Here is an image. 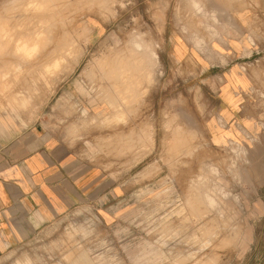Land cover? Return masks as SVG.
<instances>
[{"label": "rangeland", "instance_id": "obj_1", "mask_svg": "<svg viewBox=\"0 0 264 264\" xmlns=\"http://www.w3.org/2000/svg\"><path fill=\"white\" fill-rule=\"evenodd\" d=\"M261 2L0 0L14 38L0 48V122L40 121L93 178L82 202L1 244L0 264H264V64L234 53ZM135 40L159 64L130 90L110 60ZM236 61L254 94L234 136L216 91Z\"/></svg>", "mask_w": 264, "mask_h": 264}, {"label": "crops", "instance_id": "obj_2", "mask_svg": "<svg viewBox=\"0 0 264 264\" xmlns=\"http://www.w3.org/2000/svg\"><path fill=\"white\" fill-rule=\"evenodd\" d=\"M261 6L256 9L258 16L264 12V2ZM251 15H256L254 9ZM245 32L248 45L241 42L234 49L235 60L246 52L247 56L258 55L263 65L264 22L251 24ZM249 36L255 38V44L249 42ZM239 64L236 61L220 71L225 81L216 91L218 110L229 124L228 135L234 136L236 121L247 117L244 106L251 104L254 94L252 76ZM0 127L4 128L0 133V245H7L29 237L41 222L82 202L92 189L93 178L85 165L44 134L40 121L26 125L17 121L9 126L0 122Z\"/></svg>", "mask_w": 264, "mask_h": 264}, {"label": "bare ground", "instance_id": "obj_3", "mask_svg": "<svg viewBox=\"0 0 264 264\" xmlns=\"http://www.w3.org/2000/svg\"><path fill=\"white\" fill-rule=\"evenodd\" d=\"M194 3H196V2H194ZM57 5V4H56ZM197 8V7H196ZM24 11V10H23ZM220 11V10H219ZM215 14H217V13H215ZM214 14V16L216 17V15ZM218 15H219V13H218ZM51 16V15H50ZM56 18V17H55ZM11 19V18H10ZM44 20V19H43ZM7 25V24H6ZM11 28H9V27H5L4 25H3V27L1 26L0 27V48H2L3 46H6L5 44H6V41H8V40H10L11 38H13V36L11 35L12 33H11V30H10ZM31 29V28H30ZM13 31V30H12ZM14 32V31H13ZM34 36V35H33ZM20 37V36H19ZM14 39V38H13ZM32 39V38H31ZM62 41V40H61ZM20 43V42H19ZM34 43V42H33ZM32 43V44H33ZM64 43V42H63ZM60 44V43H59ZM131 44V43H130ZM134 44H135V48L134 49H132L130 52H129V54L127 55V56H125V57H123V58H121L122 56H120V59H119V57H116V56H114L113 57V55L111 54V57H113V59H111L110 61H112V63H114V62H116L117 60L121 63V68H122V71H120L121 72V77L122 78H120L121 79V81L120 82H122V86H124V87H126V88H128V89H130V90H135V89H137V87L139 86V84H141V83H143V82H141L142 80H144V79H147V81H148V79L150 80V78H152L153 76H155V71H156V66H157V64H159L158 62H157V58H156V56H155V54H154V50H153V48L151 47V44L150 43H148L147 41H137V40H135L134 41ZM18 46V45H17ZM19 46L21 47L20 48V50H22L25 54H28L30 51H31V48H32V46H31V44L28 42V40H26V41H24V42H21L20 44H19ZM58 46V45H57ZM127 46V45H126ZM131 47H132V45H131ZM127 48V47H126ZM58 49V48H57ZM130 49V48H129ZM2 50V49H1ZM123 50V49H122ZM7 51V50H6ZM17 51V50H16ZM39 51V50H38ZM128 51V50H127ZM14 52V51H13ZM119 52V51H118ZM18 53V52H17ZM23 53V54H24ZM54 53V54H53ZM52 54H53V56H51L52 57V60L54 61L53 62V65L54 66H56L57 64H58V62L60 61L59 59H62V58H60L61 57V55H58L56 52H53ZM120 53V52H119ZM128 53V52H127ZM114 54L116 55V53L114 52ZM123 54H124V52H123ZM49 55V54H48ZM125 55V54H124ZM47 56V55H46ZM32 58V57H31ZM107 59H110V57L108 58L107 57ZM106 59V60H107ZM103 60H104V58H103ZM103 60H102V62H103ZM109 61V60H108ZM114 61V62H113ZM117 61V62H118ZM105 62H107V61H105ZM117 62H116V64H117ZM118 62V63H119ZM108 63V62H107ZM111 62H109V64H110ZM102 64V63H101ZM103 65V64H102ZM54 66H51V67H49V69L50 68H52V67H54ZM111 66V65H110ZM117 66V65H116ZM101 67H103V66H101ZM119 67V65L116 67V68H118ZM109 68H111V67H109ZM113 69H115V67H112ZM111 68V69H112ZM106 70L107 71H109L107 68H106ZM120 70V69H119ZM119 70H117L116 71V73L119 71ZM102 71V70H101ZM105 71V70H104ZM120 72H118V73H120ZM105 73H106V71H105ZM115 73V72H114ZM115 73V74H116ZM103 74V73H102ZM111 74V73H110ZM109 74V75H110ZM100 75V74H99ZM117 75V74H116ZM106 76H107V74H106ZM115 77V76H114ZM120 77V76H119ZM118 77V78H119ZM108 78V77H107ZM111 78H112V76H111ZM117 78V79H118ZM154 78V77H153ZM115 79H116V77H115ZM116 79V80H117ZM113 80V79H112ZM119 80V79H118ZM110 81H111V79H110ZM114 81V80H113ZM117 82V81H116ZM115 82V83H116ZM118 84V83H117ZM117 84H115V85H117ZM111 86V85H110ZM109 86V87H110ZM120 86V87H119ZM119 88L120 89H118V90H123V88L124 87H122L120 84H119ZM111 87H113V86H111ZM122 87V88H121ZM112 89H114V88H112ZM117 89V87H115V89L114 90H116ZM127 89V90H128ZM126 90V89H125ZM124 90V91H125ZM139 90V89H138ZM137 90V91H138ZM141 90V89H140ZM129 91V90H128ZM118 92H120L121 93V91H118ZM134 92V91H133ZM123 93V92H122ZM126 93H127V91H126ZM139 93V92H138ZM108 94V93H107ZM123 94H125V93H123ZM128 94V93H127ZM131 94H133V95H136V92H135V94L134 93H131ZM109 95V94H108ZM119 95V94H118ZM120 97V96H119ZM126 98H127V96H126ZM129 98H130V96H129ZM132 98V97H131ZM121 99V98H120ZM127 100V99H126ZM132 100H133V98H132ZM134 101H135V99H134ZM130 102V101H129ZM131 103H133V102H131ZM130 104V103H129ZM131 105V104H130ZM170 127H171V125H170ZM180 127V126H179ZM179 129V128H178ZM177 130V129H176ZM181 130V129H180ZM179 130V131H180ZM174 131V130H173ZM177 133V132H176ZM180 137V136H179ZM178 138V137H177ZM180 139V138H179ZM178 140V139H177ZM181 141H182V139H180ZM184 143V142H183ZM178 146H179V144H178ZM178 148V147H177ZM182 156V155H181Z\"/></svg>", "mask_w": 264, "mask_h": 264}]
</instances>
